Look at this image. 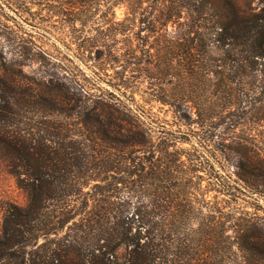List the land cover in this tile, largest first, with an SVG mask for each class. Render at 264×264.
Wrapping results in <instances>:
<instances>
[{
	"label": "trees",
	"instance_id": "16d2710c",
	"mask_svg": "<svg viewBox=\"0 0 264 264\" xmlns=\"http://www.w3.org/2000/svg\"><path fill=\"white\" fill-rule=\"evenodd\" d=\"M96 1L64 0L58 10L79 48L94 50L92 75L72 83L48 66L37 88L20 84L11 59L1 64L0 166L26 200L5 207L0 264H264V154H242L234 180L152 143L156 131L172 134L152 102L186 125L193 106L203 125L231 121L224 107L262 101L240 88L264 92V7L154 0L148 9L129 0L122 18L111 5L103 23L87 25ZM255 109L259 129L239 136L238 150L263 147L264 110Z\"/></svg>",
	"mask_w": 264,
	"mask_h": 264
},
{
	"label": "rangeland",
	"instance_id": "374dc122",
	"mask_svg": "<svg viewBox=\"0 0 264 264\" xmlns=\"http://www.w3.org/2000/svg\"><path fill=\"white\" fill-rule=\"evenodd\" d=\"M234 1L239 6L251 7L255 10L264 7V0ZM62 2L64 0H0V68L4 66L1 64H10L9 59H11V66L18 73L17 78L22 86L32 83L34 87L41 88L38 82L46 77L48 66L60 72L59 74L67 70V74L72 78L69 82L72 83H74L73 79L81 82L83 74L87 76L93 74L89 65L94 61L89 56H94V50L79 48L78 44L81 38L76 37L77 32L63 24L62 17L64 16L60 15L61 13L58 11L60 6L66 5ZM95 4L96 8H91L93 13L88 18L87 25L94 26L97 22L103 23L101 14L108 6L114 5L116 16L122 18L127 8L132 5L129 0H99V3L96 1ZM137 5L150 9L158 6V3L154 0H142ZM71 8L78 10V7ZM74 26L79 28V20L74 22ZM86 30L89 33L94 31L90 26H87ZM82 56H87L86 60L80 59ZM111 71L112 69H108V72ZM197 77L204 81L199 82V85L201 91L205 92L208 87L205 83V81L208 82L207 76L198 75ZM257 78L264 79V73H258ZM240 89L242 93H246L247 98L253 96L254 98H262V101L256 104L247 101L239 107H224L223 114L226 111L232 113L231 121L222 116L202 125L199 121L200 118L199 120L197 118L196 108L189 106L187 112L190 115V123L186 125L174 117L170 106L152 102L158 115V122L162 126L160 129H163L164 126L165 130L172 132V134L160 131L153 133L152 143L155 149L186 150L193 156L197 155L198 159L201 160L200 173L204 174V168L214 169L221 172L225 177L237 179L236 172H240L244 167L242 154H247L250 157L260 153L264 154V144L259 150H238L240 146L238 143L239 136L246 135L247 132L256 136L259 129L255 127V122L253 123V120L258 116L255 114V107L260 106L264 110L263 90L257 86L248 89L242 86ZM136 97L139 95L136 94ZM245 110H249V112L244 113ZM244 114L247 115L245 124H238L233 127L232 122ZM248 117L250 118L248 119ZM257 127L262 128V126ZM178 129H181V132H178ZM206 183L207 181L203 180L202 186ZM236 190L240 196L248 198L245 196L249 195L246 188L238 185ZM214 192L216 191L211 190L210 193L213 194ZM240 196L236 200L244 203L245 200ZM222 197L231 199L230 196L219 193L218 199ZM25 200V192L17 185L15 177L0 166V222L7 203L10 201L22 203ZM231 200L233 204L234 201ZM228 233L233 234L231 230ZM43 240L44 238L40 236L38 243Z\"/></svg>",
	"mask_w": 264,
	"mask_h": 264
}]
</instances>
